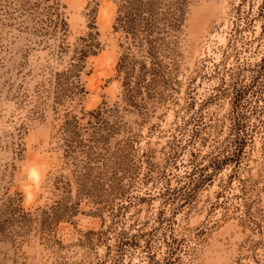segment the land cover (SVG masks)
<instances>
[{
	"label": "rangeland",
	"instance_id": "374dc122",
	"mask_svg": "<svg viewBox=\"0 0 264 264\" xmlns=\"http://www.w3.org/2000/svg\"><path fill=\"white\" fill-rule=\"evenodd\" d=\"M159 1L181 20L160 33L155 80L137 64L128 91L116 0H0V264H264L262 0ZM89 24L85 92L58 102L59 44ZM234 122L244 143L223 160Z\"/></svg>",
	"mask_w": 264,
	"mask_h": 264
},
{
	"label": "trees",
	"instance_id": "16d2710c",
	"mask_svg": "<svg viewBox=\"0 0 264 264\" xmlns=\"http://www.w3.org/2000/svg\"><path fill=\"white\" fill-rule=\"evenodd\" d=\"M58 2L50 4L48 14L49 22L54 31L64 30L66 22L58 12ZM117 15L113 24L114 30L122 31L128 45L119 57L117 70L124 74L123 85L129 91L133 88V76L136 66L139 64L137 72V82L140 84L146 80V74H152L151 81L155 80L161 66L158 56V44L161 41L160 33L164 30L177 27L182 16V9L178 6L175 10L169 11L171 14L167 17V12L161 9L159 0H116ZM264 8V0H262ZM264 16V9H262ZM55 15V16H53ZM93 23V22H92ZM90 30L84 35H80L73 44H59V50L71 51L68 63L64 69L55 71L50 79L52 91L58 102L80 99L85 92V86L81 79L87 57L96 54L101 48V42L98 38L99 32L94 24H89ZM131 44L138 46V49L150 60L146 64L145 58L137 60L131 53ZM99 106L88 113L96 121L104 119L105 110ZM69 113H66L68 115ZM92 120H90L91 122ZM242 125L239 122L233 123L234 137L228 139V144L234 145V151L231 155H226L223 160L233 159V156H239L242 149L244 138L240 136ZM79 120L76 114L67 117L61 125V130L66 134L67 139H72L78 134ZM92 148V147H91ZM14 210V209H13ZM171 253L173 251H170Z\"/></svg>",
	"mask_w": 264,
	"mask_h": 264
}]
</instances>
